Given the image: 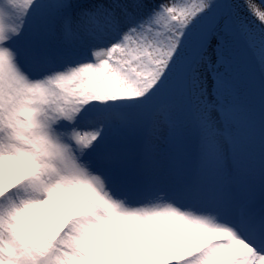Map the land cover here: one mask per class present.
<instances>
[{
    "label": "snow or ice",
    "instance_id": "obj_1",
    "mask_svg": "<svg viewBox=\"0 0 264 264\" xmlns=\"http://www.w3.org/2000/svg\"><path fill=\"white\" fill-rule=\"evenodd\" d=\"M0 264H264V0H0Z\"/></svg>",
    "mask_w": 264,
    "mask_h": 264
}]
</instances>
